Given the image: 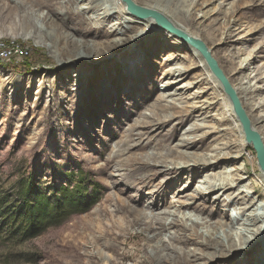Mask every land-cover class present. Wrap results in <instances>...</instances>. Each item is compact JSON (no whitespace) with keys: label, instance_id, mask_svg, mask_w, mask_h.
<instances>
[{"label":"rangeland","instance_id":"374dc122","mask_svg":"<svg viewBox=\"0 0 264 264\" xmlns=\"http://www.w3.org/2000/svg\"><path fill=\"white\" fill-rule=\"evenodd\" d=\"M64 2L66 0H61V3ZM5 3V0L0 2V8ZM191 3L197 5V8L192 26L186 28L196 32L210 47L212 57L225 77L231 81L239 79V83L232 82V85L244 88L250 82L251 91L257 89L251 97L240 93L247 113L250 103H261V98L264 97V0H188L183 6L188 7ZM14 4L11 3L12 8L16 7ZM203 14L206 19L201 18ZM19 16L20 13L8 16L0 9V43L5 45L7 51L12 43L17 48V52L11 53L8 60L0 62V206L8 205L6 212L14 214L18 211L17 197L21 188L30 186L42 200L44 195L51 196L55 189L71 188L80 174L81 179L86 181L84 187L90 193V185H93L98 199L86 212H73L62 221L50 220V225L39 236L26 241L20 240L18 221L11 218L4 222L1 216L0 264H149L146 256L156 241H148L151 235L143 233L144 226L134 225L119 240L113 242L111 237L118 233L112 229V224L121 220V215L114 212L110 198L127 199L129 206L136 210H142L150 206L147 203L154 202L156 208L162 211L165 208L162 205L171 201H188L201 176L195 177L191 187L183 192L178 193V190L186 185L185 179L166 191L165 197L151 200L149 195L134 188L138 176L125 164L118 163V160L109 162V156L136 115L150 114V107L154 104L157 93L164 92L162 82L173 79L162 81L163 74L174 64H182L192 70L185 80L171 86L169 91H174L179 84H192L187 97L197 90L204 92L200 94L203 95L200 100L211 97L212 92L206 81L196 84L201 78V70L198 65L191 67V64L197 60H193L187 50L179 49L170 38H161L153 30L147 32L141 42L150 44L153 51L148 54L147 59L140 56L133 70L128 69L125 74L120 71L119 63L124 60L130 47L112 48L104 56L87 54L88 57L78 60L79 53L85 54L84 49L77 50L74 45H67L65 38L58 39V36L71 34L76 39L83 37L87 41L90 40L89 36L62 28L42 32V25L37 18L46 16L47 23H60V20H55L45 9H36L30 29L25 27ZM183 20L182 15L177 17V21L186 26ZM34 27L37 29H33ZM138 45L140 44L135 46ZM245 60L246 63L241 67L242 73L236 74ZM245 65L248 70L244 69ZM255 75H259L260 80L255 81ZM146 96L149 99L145 100L144 105L142 100ZM217 108L212 110L205 124L212 123V126L217 125L220 130L229 129L230 123L220 125L214 120L222 117L221 110L220 116H216ZM262 111L264 104L249 114V120L261 116ZM173 122L175 121L164 125L162 135L165 136ZM258 127L264 132L263 123ZM220 134L211 136L207 144L212 138H215L214 142L209 143L201 152L209 154L223 139ZM156 140L163 141L164 138L158 137ZM176 142L177 140L172 142L169 139L165 145L175 148ZM243 164L246 173L242 174L246 177L244 184L252 187L260 169L250 146L234 164H222L220 169L209 172L220 174L224 167L230 170ZM104 165L106 169H103ZM159 180L161 178L157 181ZM152 191L155 192L152 189L144 192ZM57 192L62 197L63 192ZM230 192L236 193L237 188ZM140 194L144 195L141 200ZM215 194L217 192L204 201L197 200L195 203L202 204L207 214H214L211 223L220 235L222 231L215 224L219 221L230 223L233 220L230 230L234 232L239 228L232 212L235 202L228 204L224 214L221 211L224 208L223 198L213 200ZM258 194L259 192L253 195L254 201L264 203V199L258 197ZM176 195L178 198L173 199ZM195 205L192 209L184 210L185 213H193ZM106 212L110 214L107 215ZM132 219L130 216L127 221ZM201 230L203 229L200 227L198 234ZM139 232L143 236L136 235ZM175 232L180 235L174 245L190 252L198 248L190 240L195 237L193 232L169 230V233ZM159 238L166 245L169 244L165 233ZM112 242L118 247L117 253L104 248L105 244ZM246 250L239 252L212 249L209 251L211 255L191 264H264V231L256 234Z\"/></svg>","mask_w":264,"mask_h":264},{"label":"bare ground","instance_id":"6f19581e","mask_svg":"<svg viewBox=\"0 0 264 264\" xmlns=\"http://www.w3.org/2000/svg\"><path fill=\"white\" fill-rule=\"evenodd\" d=\"M2 1L4 0H0V2ZM130 1L136 7L159 15L172 29L187 38L203 44L210 57L215 61L212 57V51L205 41L196 32L186 28L192 26L197 5L191 3L188 7L183 6L188 0ZM5 2L0 9L4 10L8 16L20 13L21 16L19 17L27 29H30L33 24L36 9L37 11L45 9L55 20H60V23L56 21L47 23L46 16L39 17L37 20L42 25L40 28L42 32L47 33L49 29L57 31L62 28L80 32L82 36H89L90 40L88 41L83 37L76 39L71 34L58 36V39L65 38L67 45H74L77 50L79 48L84 49L85 54L79 53L77 57L80 58L78 60L85 59V57H88L87 54L104 56L112 48L130 47L124 60L119 63L120 71L127 74L126 70H133L132 68H134L140 56L143 55L147 59L148 54L153 51L150 44L141 43L147 32L153 30H156V35L160 34L161 38L163 36L165 39L170 38L177 44L179 49L187 50L193 60H197L191 64V67L198 65L201 70V78L196 84L205 83L204 81H206V84L210 87L209 90L212 92L211 97L200 100L203 96H200V94H204V92H197L198 90L187 97L192 84H179L174 91H169L171 86L185 80L189 76L190 70H192L182 64H174L163 74L162 81L167 78L173 79L162 82L164 92L157 93L154 99L155 102L150 107V114L136 115L124 137L116 144V149L109 156V162L115 159L118 160V163L125 164L131 169L132 173L138 176L134 182V188L142 191L144 195H149L151 200L155 197H165L166 191L185 179L187 180L186 185L183 189L178 190V193L183 192L191 187L195 177H201L197 180L188 201L183 203L177 200L171 201L169 204L162 205L165 207L162 211L156 208L154 202L147 203L150 206L152 205L151 208L148 206L142 210H136L129 206V202H126L127 199L121 200L111 197L110 200L115 208L114 212L121 215V220L112 224V229L118 234L114 233L111 238L115 242L134 225L144 226L143 233L151 235L148 241L150 243L156 241L146 256V261L149 264H191L211 255L209 251L212 249L247 251V245L255 238L256 234L264 231V203L258 204L253 198V195L259 192L258 197L264 199V173L258 167L260 170L256 174L252 187L244 184L246 180V177L242 176V174H246L244 164L240 166L233 165L234 167L230 170L224 167L220 174H210L209 171L215 172L220 169L222 164L225 166L229 163L234 164L242 158L248 146L251 148L252 146L245 140L242 126L237 119L229 97L225 94L219 80L211 72L199 49L186 40L180 39L169 28L161 27L153 18L139 17L133 14L127 9L122 0H66L64 3H61V0H5ZM11 3H15L14 6L16 7L12 8ZM179 15L184 17L183 21L186 26L177 21ZM201 18L206 19V15L203 14ZM109 24L110 26H108ZM26 28L25 30H27ZM33 29L37 28L34 27ZM99 39L105 41L100 42ZM130 43L133 44L129 46ZM138 43L140 45L135 46ZM244 62L246 63V60L243 61L236 74L242 73L241 67ZM245 68L248 67L245 65ZM222 74L224 76L223 72ZM262 75L264 76V72ZM224 78L245 112V101L240 93L246 94L245 97H251V94L256 92L257 89L251 91L250 82L244 88H237L235 84L232 85V82L239 83V79L231 81L225 76ZM253 79L255 81L260 80L259 75H255ZM148 99L149 96H146L142 100L144 105L145 100ZM261 104H264V97L261 98V103H250L247 113L245 112L247 118L255 109L261 108ZM218 106L219 108H217ZM215 108H217L216 116L219 115L221 110L222 117L214 120L220 125L230 123L231 127L229 129L220 130L217 125L205 124L207 123L206 118ZM262 113L258 118L252 121L248 118V120L251 131L259 137L264 149V132L258 127L261 123L264 124V111ZM173 120L175 122L171 124L169 131L166 132L165 136L162 135L164 125ZM186 126L188 127L185 129ZM201 131L203 132L199 134ZM154 132H157V134L154 135ZM215 134H220L223 139L213 147L209 154L202 153L201 151H204L205 147L210 145L209 143L214 142L215 138H212L207 144V141ZM158 137L164 138V140H156ZM169 139L172 142L177 140L175 148L165 145ZM109 162H105V164H109ZM103 167V169H106V165ZM182 173L183 176H181ZM159 178L161 180L157 181ZM236 188V193L230 192ZM146 189H152L155 192L145 193ZM214 192H217V194L213 195V200L218 201L221 197L223 198L224 208L221 211L224 214L227 212L228 204L235 202L232 212L234 221L239 225V228L234 232L230 230L233 227V220H230V223L219 221L215 224L222 231V235H220L211 223L214 214H207L206 208L202 204L195 203L197 200L204 201ZM144 195L140 194V200ZM241 195L242 197H240ZM174 198H178V195ZM193 205H195L193 213H185L184 210L192 209ZM106 213L107 215L110 214L109 212ZM130 216L133 219L129 222L127 219ZM231 217L230 214V219H232ZM200 227L203 230L198 234ZM171 229L193 232L195 237L193 236L194 239L190 240H193L192 244L198 248L190 252L186 248L174 245L180 234L179 232L169 233ZM143 233L139 232L136 235L143 236ZM162 233L166 234L169 241L168 245L159 238ZM113 242L111 244L107 243L108 245L105 244L104 248L112 253H117L118 247ZM124 245H127V242Z\"/></svg>","mask_w":264,"mask_h":264},{"label":"trees","instance_id":"16d2710c","mask_svg":"<svg viewBox=\"0 0 264 264\" xmlns=\"http://www.w3.org/2000/svg\"><path fill=\"white\" fill-rule=\"evenodd\" d=\"M81 177L80 174L71 188L61 187L55 189L52 191L51 196L44 195L42 200L30 186L25 189L21 188L17 197L18 211H15L14 214L7 213L8 205L2 204L0 206V217L4 218V222H8L11 218L18 221L20 240L26 241L36 238L50 225V220L62 221L73 212L74 214H80L88 211L96 203L98 196L93 190V185H90L91 190L89 193L87 188L84 187L86 181L82 180ZM69 182L68 185H71ZM57 191L63 192L61 193L62 197L57 195V193L59 194ZM74 208L80 209L75 210V212ZM11 223L13 224L12 221Z\"/></svg>","mask_w":264,"mask_h":264},{"label":"water","instance_id":"95a60500","mask_svg":"<svg viewBox=\"0 0 264 264\" xmlns=\"http://www.w3.org/2000/svg\"><path fill=\"white\" fill-rule=\"evenodd\" d=\"M126 6L127 9L130 10L133 14L139 16V17H151L153 18L158 24H160L161 27H167L170 31L174 32L180 39L186 40L189 44L195 46L199 49V52L202 54L204 59L206 60L208 66L211 69V72L214 74V76L219 80L221 86L224 89L225 94L229 97V100L232 104L233 110L237 116L238 121L240 122L244 135L245 140L251 144L253 151L255 153V158L258 167L263 171L264 173V149L263 146L259 140V137L253 133L250 129V124L247 116L245 115V112L241 108L240 102L229 86L227 80L224 78L219 66L217 63L210 57L209 53L207 52L206 48L203 44L196 42L190 38H187L185 35L181 34L180 32L172 29L159 15L143 10L139 7H136L133 3H131L130 0H122Z\"/></svg>","mask_w":264,"mask_h":264},{"label":"built area","instance_id":"2783aa9c","mask_svg":"<svg viewBox=\"0 0 264 264\" xmlns=\"http://www.w3.org/2000/svg\"><path fill=\"white\" fill-rule=\"evenodd\" d=\"M0 51H1V54H0V62H2L4 60H8V56L11 53L15 54L17 52V48H16V45L14 43H12V45L10 46V48L7 51V48L5 47V45L2 44V43H0Z\"/></svg>","mask_w":264,"mask_h":264}]
</instances>
